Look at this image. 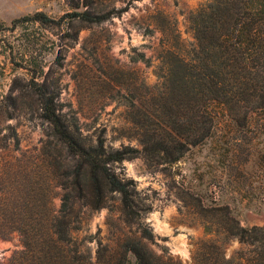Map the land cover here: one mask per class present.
Instances as JSON below:
<instances>
[{
	"label": "rangeland",
	"instance_id": "rangeland-1",
	"mask_svg": "<svg viewBox=\"0 0 264 264\" xmlns=\"http://www.w3.org/2000/svg\"><path fill=\"white\" fill-rule=\"evenodd\" d=\"M205 1L0 0V264H17L16 255L28 249L37 256L46 225L59 214L64 152L41 117L36 90L43 85L91 143L100 137L107 149L139 151L112 165L130 208L107 189L96 210L74 199L79 264H134L129 250L160 264H264L263 112L252 113L248 126L215 106L208 139L184 147L173 141L191 131L185 72L170 57H157L159 28L178 34L188 52L195 44L188 18ZM111 9L125 11L99 24L70 18ZM38 12L54 23L22 19ZM146 134L157 143L151 159L143 152ZM179 152L178 161H164ZM239 228L250 230L243 239ZM50 254L54 259L55 250Z\"/></svg>",
	"mask_w": 264,
	"mask_h": 264
},
{
	"label": "trees",
	"instance_id": "trees-1",
	"mask_svg": "<svg viewBox=\"0 0 264 264\" xmlns=\"http://www.w3.org/2000/svg\"><path fill=\"white\" fill-rule=\"evenodd\" d=\"M123 11L125 9H111L105 13L91 14L78 10L71 13L70 18L99 24L108 20L113 13ZM22 19L42 25L54 23L41 12ZM188 21L195 40L188 52L181 45L178 34L171 38L170 33L159 28L162 41L157 57L160 60L170 57L183 67V83L188 94L189 112L186 121L191 131L185 140L173 141L184 147L208 139L217 122L215 112L212 113L215 106L221 107L234 123L241 117L248 126L251 125V114L262 111L260 126L264 127V0H206L190 13ZM17 22L14 20L12 23ZM136 56L146 62L143 54ZM172 73L173 70H168L162 78L166 80ZM36 94L41 102V117L50 126L51 137L64 152L60 172L56 176L63 195L58 217L46 225V240L42 241L44 249L38 250L37 256H33L32 249H28L23 255H16V263L29 260L34 264H79V250L72 237L76 229L73 225L74 199L96 210L104 207L107 189L118 192L124 207L130 208L129 191L126 184L117 178L112 165L135 158L139 151L129 147L107 149L105 140L100 137L91 143L76 125L62 117L53 95L44 85L36 90ZM170 121L177 125L179 117L173 116ZM143 143V152L151 159L156 153L152 148L157 144L155 137L146 134ZM159 145L162 147L163 143ZM158 151L161 158L165 152ZM179 153L176 157H166L164 161H178L181 156ZM68 160L71 165L66 164ZM249 231L239 228L237 235L243 239ZM142 236L152 238L147 228L142 229ZM51 250L56 252L54 259ZM127 255L135 259L134 264H160L152 255L149 254L151 260L145 259L137 250H129Z\"/></svg>",
	"mask_w": 264,
	"mask_h": 264
}]
</instances>
